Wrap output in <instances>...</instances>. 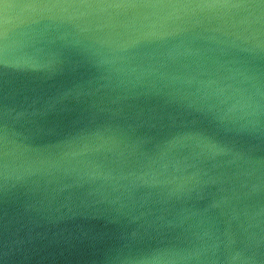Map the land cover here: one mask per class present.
<instances>
[{"label":"water","instance_id":"water-1","mask_svg":"<svg viewBox=\"0 0 264 264\" xmlns=\"http://www.w3.org/2000/svg\"><path fill=\"white\" fill-rule=\"evenodd\" d=\"M0 264H264V0H0Z\"/></svg>","mask_w":264,"mask_h":264}]
</instances>
